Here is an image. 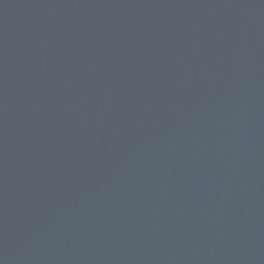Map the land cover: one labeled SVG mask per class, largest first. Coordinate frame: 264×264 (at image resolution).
Listing matches in <instances>:
<instances>
[{
	"label": "water",
	"instance_id": "95a60500",
	"mask_svg": "<svg viewBox=\"0 0 264 264\" xmlns=\"http://www.w3.org/2000/svg\"><path fill=\"white\" fill-rule=\"evenodd\" d=\"M0 264H264V0H0Z\"/></svg>",
	"mask_w": 264,
	"mask_h": 264
}]
</instances>
